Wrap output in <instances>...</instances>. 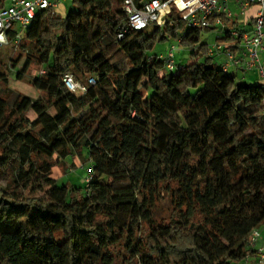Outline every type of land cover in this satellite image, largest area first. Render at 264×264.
I'll use <instances>...</instances> for the list:
<instances>
[{
  "label": "trees",
  "instance_id": "1",
  "mask_svg": "<svg viewBox=\"0 0 264 264\" xmlns=\"http://www.w3.org/2000/svg\"><path fill=\"white\" fill-rule=\"evenodd\" d=\"M122 1L42 11L9 35L28 46L21 67L0 54V83L45 71L36 98L0 88V264H245L264 229V86L222 71L179 18L117 38ZM168 38L194 59L166 71L148 51ZM83 150L82 192L52 173Z\"/></svg>",
  "mask_w": 264,
  "mask_h": 264
},
{
  "label": "built area",
  "instance_id": "2",
  "mask_svg": "<svg viewBox=\"0 0 264 264\" xmlns=\"http://www.w3.org/2000/svg\"><path fill=\"white\" fill-rule=\"evenodd\" d=\"M0 6V48L8 44H18L23 36L19 29H27L42 11L54 10L60 0H6ZM72 1V0H71ZM122 10L125 23L117 33L121 38L126 29L143 30L151 25L162 27L173 25L181 19L186 28L214 29L219 34L216 42L209 47L208 55H220L218 63L224 72H248L256 70L259 82L264 86V0H147L140 6L134 0H123ZM254 13L248 15L250 8ZM181 38H178L180 42ZM177 45L171 44L165 53L157 58L166 71L175 68ZM40 69L39 74H44ZM65 86L74 92H84L86 87L76 81L71 74L62 78ZM89 85L95 83L93 77L87 79ZM264 116V98L261 102ZM90 175L85 178L88 182ZM258 241L262 244L256 247ZM249 248L255 250L257 264H264V235L260 229H253L248 240Z\"/></svg>",
  "mask_w": 264,
  "mask_h": 264
},
{
  "label": "rangeland",
  "instance_id": "3",
  "mask_svg": "<svg viewBox=\"0 0 264 264\" xmlns=\"http://www.w3.org/2000/svg\"><path fill=\"white\" fill-rule=\"evenodd\" d=\"M5 2L7 3V1ZM71 2H72L71 0H60V2L56 5L54 10L57 13L64 16L69 10L73 9V5L71 4ZM24 31L25 29H19L20 35H22ZM218 34L219 33L214 29H208V30L203 29L201 32V42L206 43L209 47H211L216 42V38ZM177 40L178 38H168L166 40L157 41L154 44L153 48L148 51V53L149 55H155V54L160 55L165 53L171 44H175L179 49L175 52L176 62L187 63L192 61L194 59L193 56L188 52H184L185 50ZM23 43L21 45L16 46V48H12L11 44L1 47L0 49L1 56L2 57L7 56V58H5L2 61L3 63H5V65L9 64L10 58H17V56L23 54V57L20 60L18 66L16 67V70L21 67L25 59L24 55L26 53V50L28 49L27 44L26 46H22ZM221 58L222 57L220 55H214L212 57V61L213 63L217 64L220 62ZM37 69H39L37 66H32L29 72L26 73V75L22 79H16V71L15 70L12 71L8 77V82L6 84L0 83V88L7 86L9 89H11L14 92L28 96L30 98H36L40 94V92L35 90L31 86L30 79H32V77L36 75L35 71ZM246 74H248V76H246L245 79L240 78L241 76L240 74H238L237 80L247 82L249 84H253L257 82L258 78H257L256 70H251ZM49 112L53 113L54 111L50 109ZM88 165L89 163L87 160L86 152L84 150L82 151L81 154L79 152H75L73 157L72 155H68L64 160H61L59 162V165L53 168L52 177L56 179V181L59 184L66 182L75 184L76 186H79L81 188V191L83 192L85 187V178L90 173ZM168 207H169L168 200L161 199L158 206V213L161 215H166ZM251 264H255V260L251 261Z\"/></svg>",
  "mask_w": 264,
  "mask_h": 264
},
{
  "label": "crops",
  "instance_id": "4",
  "mask_svg": "<svg viewBox=\"0 0 264 264\" xmlns=\"http://www.w3.org/2000/svg\"><path fill=\"white\" fill-rule=\"evenodd\" d=\"M254 10H255L254 7L250 8L249 11H248V15H252L254 13ZM184 52H187V51L185 50ZM234 73L236 74V76L238 74H240V76H241L240 78H242V79H245V77L248 76V74H246L247 72H241L239 70H234ZM257 78H258V75H257ZM261 232L264 235V229H261ZM261 244H262V242L258 241L257 244H256V247L261 245ZM253 260H255V258L253 256H250V257H248L246 259L245 264H249V263L251 264V261H253Z\"/></svg>",
  "mask_w": 264,
  "mask_h": 264
},
{
  "label": "clouds",
  "instance_id": "5",
  "mask_svg": "<svg viewBox=\"0 0 264 264\" xmlns=\"http://www.w3.org/2000/svg\"><path fill=\"white\" fill-rule=\"evenodd\" d=\"M0 39H2V36H0Z\"/></svg>",
  "mask_w": 264,
  "mask_h": 264
}]
</instances>
